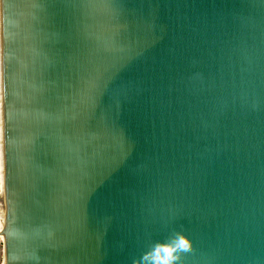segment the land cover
Listing matches in <instances>:
<instances>
[{
	"label": "water",
	"instance_id": "obj_1",
	"mask_svg": "<svg viewBox=\"0 0 264 264\" xmlns=\"http://www.w3.org/2000/svg\"><path fill=\"white\" fill-rule=\"evenodd\" d=\"M4 264H264V0H4Z\"/></svg>",
	"mask_w": 264,
	"mask_h": 264
},
{
	"label": "clouds",
	"instance_id": "obj_2",
	"mask_svg": "<svg viewBox=\"0 0 264 264\" xmlns=\"http://www.w3.org/2000/svg\"><path fill=\"white\" fill-rule=\"evenodd\" d=\"M3 6L4 0H0V160L3 156L4 129H3ZM3 229V220L0 218V231ZM192 248V242L185 237L181 238L179 245H161L154 256L156 264H175L180 257L175 253L179 249Z\"/></svg>",
	"mask_w": 264,
	"mask_h": 264
},
{
	"label": "bare ground",
	"instance_id": "obj_3",
	"mask_svg": "<svg viewBox=\"0 0 264 264\" xmlns=\"http://www.w3.org/2000/svg\"><path fill=\"white\" fill-rule=\"evenodd\" d=\"M1 178H0V184L3 186V191H2V195L4 196L5 195V191H4V169H3V156H2V160H1ZM1 216H0V218H2V220H3V229H2V231H0V233H3V230H4V227H5V222H4V214H0ZM0 237H2V236H0Z\"/></svg>",
	"mask_w": 264,
	"mask_h": 264
},
{
	"label": "built area",
	"instance_id": "obj_4",
	"mask_svg": "<svg viewBox=\"0 0 264 264\" xmlns=\"http://www.w3.org/2000/svg\"><path fill=\"white\" fill-rule=\"evenodd\" d=\"M0 213H2V209H0ZM0 264H4V241H3V237H0Z\"/></svg>",
	"mask_w": 264,
	"mask_h": 264
},
{
	"label": "rangeland",
	"instance_id": "obj_5",
	"mask_svg": "<svg viewBox=\"0 0 264 264\" xmlns=\"http://www.w3.org/2000/svg\"><path fill=\"white\" fill-rule=\"evenodd\" d=\"M0 168H1V160H0ZM0 178H1V169H0ZM0 209H2L1 206H0Z\"/></svg>",
	"mask_w": 264,
	"mask_h": 264
}]
</instances>
